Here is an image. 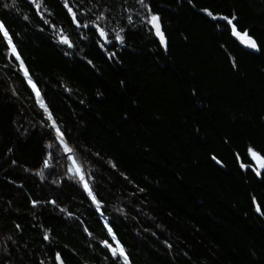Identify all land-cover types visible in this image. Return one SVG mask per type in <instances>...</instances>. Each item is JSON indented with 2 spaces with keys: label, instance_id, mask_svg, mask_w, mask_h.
<instances>
[{
  "label": "trees",
  "instance_id": "trees-1",
  "mask_svg": "<svg viewBox=\"0 0 264 264\" xmlns=\"http://www.w3.org/2000/svg\"><path fill=\"white\" fill-rule=\"evenodd\" d=\"M67 4L0 0V264H264V0Z\"/></svg>",
  "mask_w": 264,
  "mask_h": 264
},
{
  "label": "bare ground",
  "instance_id": "bare-ground-1",
  "mask_svg": "<svg viewBox=\"0 0 264 264\" xmlns=\"http://www.w3.org/2000/svg\"><path fill=\"white\" fill-rule=\"evenodd\" d=\"M30 2L33 4V0H30ZM35 9L37 10L38 8L37 7H35ZM0 23H2L1 22V20H0ZM3 24V23H2ZM233 24H235V23H233ZM4 25V24H3ZM152 26H153V23H152ZM236 26V25H235ZM6 29V28H5ZM236 30L240 33V35H236V34H234V32H233V29H232V26H231V32H232V37L234 38V40L239 44V43H241V44H243L246 48H248L249 50H255V49H257L258 50V45H257V43H256V41L253 39V37L252 36H250V34H249V30L248 29H246V28H244V29H239L237 26H236ZM160 31H161V29H160ZM99 32H100V30H99ZM162 32V31H161ZM244 33H247V36H244L243 34ZM249 38H251V40H254L255 41V44H256V47L255 48H253V47H250L249 45H248V43H247V41H248V39ZM165 41V40H164ZM70 43V41L68 40V43H66V44H69ZM165 44V43H164ZM239 46L241 47V48H243L240 44H239ZM9 47H10V45H9ZM244 49V48H243ZM244 50H246V49H244ZM5 52H6V56H7V62H9V63H11V62H13L12 60H13V58L17 61V65L19 66L20 65V62H21V60H22V57H21V55H20V53L17 51V53L19 54V57H20V59L19 60H17L16 59V56L14 55V54H12L11 53V48H10V54L5 50ZM260 52V51H259ZM13 57V58H12ZM12 67V66H11ZM1 68V67H0ZM12 68H14L15 69V67H12ZM1 71V70H0ZM26 78H27V82H28V84H29V86L31 87V89L33 90V92H34V94L37 96V97H39L38 95H37V91L39 92V90H38V88H37V86H36V84L33 82V80L27 75L26 76ZM29 79H31V81H32V84H35V88H33L32 87V84H30L29 83ZM39 95H40V93H39ZM44 116V115H43ZM46 116L48 117V119H49V113L46 111ZM45 117V116H44ZM45 119H47L46 117H45ZM50 120V123H51V125H53V118L52 119H49ZM55 126L56 127H58V125L56 124V122H55ZM53 127V126H52ZM56 127H53V129H54V136L57 138V140L59 141H56L55 140V142H56V145L58 146V147H62V149H63V152H64V154L66 155V157H67V161H68V173L70 174V175H72V176H77V177H80V175L81 174H79V173H77V172H72V171H69V169H70V166H71V159H77L78 161H79V163L82 165V167H83V175H84V178H85V172H84V166H83V163H82V160L76 155V154H74L73 153V150L71 151V152H67V151H65V148H64V145L63 144H61V142H60V137L58 136V134H57V132H56ZM59 128V127H58ZM61 132V131H60ZM63 140H64V137H63ZM65 141V140H64ZM65 143H66V141H65ZM67 144V143H66ZM69 147V146H68ZM72 149V148H71ZM249 149V154H248V156H249V158H250V164L249 165H246V164H243V163H241L240 164V166H241V168L243 169V170H249V171H252V172H254L255 174H256V176H260V174H261V172L264 170V167H260V166H258V164H257V162H256V160L255 159H259V160H261L262 161V163H264V160L262 159V157H261V155L258 153V152H256L255 151V148L254 147H249L248 148ZM250 149L252 150V152H255L257 155L256 156H253V154H252V152H250ZM45 173V172H44ZM85 180H86V178H85ZM105 226H106V228L107 229H109V228H111L112 230H113V228H112V226L110 225V224H108V223H106L105 222ZM112 233H113V231H112ZM108 244H110L109 242H108ZM103 248H105V249H107L108 250V252L110 253V255L114 258V259H119L120 260V262H125L124 260H123V258H121L119 255H117V256H113V254H112V251H111V249L108 247V246H106V244H105V241L104 242H102V245H101ZM117 245H115L114 244V246L112 245V247H116ZM127 255V254H126ZM60 256V255H59ZM60 259H61V261L63 262V264H66L65 262H64V260L62 259V257L60 256ZM55 264H60L61 262H60V260H57V254L55 255Z\"/></svg>",
  "mask_w": 264,
  "mask_h": 264
},
{
  "label": "snow or ice",
  "instance_id": "snow-or-ice-1",
  "mask_svg": "<svg viewBox=\"0 0 264 264\" xmlns=\"http://www.w3.org/2000/svg\"><path fill=\"white\" fill-rule=\"evenodd\" d=\"M65 6L68 7L67 0H65ZM37 7H39V4L37 5ZM68 11H69L70 13H72L73 20L75 21V20H76V13L73 12V11H72V8H70V7L68 8ZM210 15H211V14H210ZM98 19H99V18H98ZM225 19H228V18L225 17ZM235 19H236L235 16H233L231 19H228V23L232 25V29H233L234 34H236V35H240V33L236 30V26H235V24H233V21H234ZM150 22L154 24V26H155V28H156V34L160 37L161 42L164 43V36H163V33L160 31L159 17L153 15V16L151 17V21H150ZM0 33H3V35H4L5 37L8 38V44L10 45L11 52L16 56V59L19 60L20 57H19V54L16 52L15 45L12 43V40H11V38L9 37V34H8L7 30L5 29V26H4L2 23H0ZM100 35H101L102 37L106 35V33L104 32L103 29H100ZM243 35H244V36H247V33H244ZM116 38H117L118 40H121V41H122V37L120 36L119 32L116 34ZM61 39H62V42H63V43H68V39H67V37H62ZM247 43H248V45H249L250 47H253V48L256 47L255 41H254V40H251V38L248 39ZM21 63H22V62H21ZM25 75H26V76L28 75L26 69H25ZM29 83L32 84L31 79H29ZM32 87L35 88V84H32ZM37 95L39 96V92H38V91H37ZM41 107H45V105H44L42 102H41ZM49 119H52V116H51L50 113H49ZM52 126H53V127H56V126H55V121H54V120H53V125H52ZM56 132H57L58 136L60 137V142H61V144L64 145L65 151H67V152H71L72 149H71L70 147H68V145H67V144L65 143V141L63 140V133L60 132V129H59L58 127H56ZM250 152H252L251 149H250ZM252 154H253V156H256V155H257L255 152H252ZM262 159H264V158H262ZM73 162L75 163V160H74ZM47 166H48V161L46 160V161H45V167H47ZM261 167H264V163L261 164ZM69 171H72V169H69ZM76 172H77V173H80V172H81V167H80V166H77V167H76ZM79 178H80V180L83 182V186H84L85 190L88 192L89 196H91L92 199H93V201L96 202L95 194L91 191V188H90V186H89V183H88L87 180H85L84 175L81 174ZM34 203H35V202H34ZM96 203H97V207L99 208V202H96ZM257 211H260L259 206L257 207ZM108 231H109V233H112V229H111V228H109ZM45 238H47V237H45ZM115 239H116V238H115V236H114V234H113V240H115ZM105 244H106V246H108V247L111 249L113 256H117V255H119L121 258H123V260L125 261V264H127V255H126V252H125L123 246L119 244V241H116V244H117L116 247H112V245H111V244H108L107 241H105ZM57 260H60V256H59V254H57ZM61 264H63L62 261H61Z\"/></svg>",
  "mask_w": 264,
  "mask_h": 264
},
{
  "label": "rangeland",
  "instance_id": "rangeland-1",
  "mask_svg": "<svg viewBox=\"0 0 264 264\" xmlns=\"http://www.w3.org/2000/svg\"><path fill=\"white\" fill-rule=\"evenodd\" d=\"M246 51H248V52H253L254 50H253V51L246 50ZM74 160H75V163L73 162ZM255 160H256L258 166L261 167L262 161L259 160V159H255ZM77 166H80V167H81V172H80L79 174H83V167H82V165L79 163V161H78L77 159H71V166H70V169H72V172H76V167H77Z\"/></svg>",
  "mask_w": 264,
  "mask_h": 264
},
{
  "label": "water",
  "instance_id": "water-1",
  "mask_svg": "<svg viewBox=\"0 0 264 264\" xmlns=\"http://www.w3.org/2000/svg\"><path fill=\"white\" fill-rule=\"evenodd\" d=\"M153 28H154V30H155V32H156V28H155V26H154V24H153ZM160 38V37H159ZM165 43V42H164ZM242 43V42H241ZM241 43H239L244 49H246V50H249L248 48H246L243 44H241ZM254 50V49H253ZM253 50H250V51H253ZM60 262H61V259H60ZM61 264V263H60Z\"/></svg>",
  "mask_w": 264,
  "mask_h": 264
}]
</instances>
